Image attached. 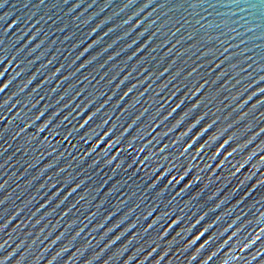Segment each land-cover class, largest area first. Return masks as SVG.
Listing matches in <instances>:
<instances>
[{"label": "water", "instance_id": "water-1", "mask_svg": "<svg viewBox=\"0 0 264 264\" xmlns=\"http://www.w3.org/2000/svg\"><path fill=\"white\" fill-rule=\"evenodd\" d=\"M0 264H264V0H0Z\"/></svg>", "mask_w": 264, "mask_h": 264}]
</instances>
